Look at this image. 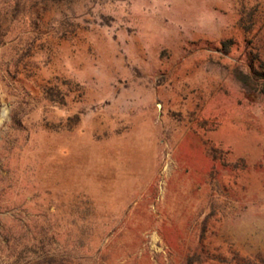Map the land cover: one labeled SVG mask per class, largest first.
<instances>
[{"label":"rangeland","instance_id":"374dc122","mask_svg":"<svg viewBox=\"0 0 264 264\" xmlns=\"http://www.w3.org/2000/svg\"><path fill=\"white\" fill-rule=\"evenodd\" d=\"M263 61L264 0H0V264H264Z\"/></svg>","mask_w":264,"mask_h":264},{"label":"trees","instance_id":"16d2710c","mask_svg":"<svg viewBox=\"0 0 264 264\" xmlns=\"http://www.w3.org/2000/svg\"><path fill=\"white\" fill-rule=\"evenodd\" d=\"M52 1L54 3H60V2H64L66 0H49ZM255 77H257L258 79L264 80V61L261 63V70L256 71L254 73ZM237 76L239 77V79L247 86L251 87V88H256V86H259V83L256 82V79L253 78V75H246L244 73H238ZM260 77V78H259ZM264 85V84H263Z\"/></svg>","mask_w":264,"mask_h":264},{"label":"water","instance_id":"95a60500","mask_svg":"<svg viewBox=\"0 0 264 264\" xmlns=\"http://www.w3.org/2000/svg\"><path fill=\"white\" fill-rule=\"evenodd\" d=\"M0 110H1V103H0Z\"/></svg>","mask_w":264,"mask_h":264}]
</instances>
